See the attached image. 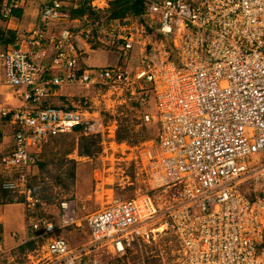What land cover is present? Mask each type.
<instances>
[{"label": "built area", "instance_id": "obj_1", "mask_svg": "<svg viewBox=\"0 0 264 264\" xmlns=\"http://www.w3.org/2000/svg\"><path fill=\"white\" fill-rule=\"evenodd\" d=\"M18 2L4 0L0 16L8 19ZM87 4L107 6L104 0ZM143 4L139 15L83 16L77 27L48 30L68 13L63 0H44L38 23L0 48V81L8 87L5 99L14 102L0 108L12 124L10 151L0 157L6 171L0 184L21 198L25 214L40 203L29 169L50 137L80 125L84 134L107 131L108 140L120 145L95 111L73 101L48 103L60 87L127 92L139 103L149 91L153 113L143 119L157 124L154 141L139 155L144 189L110 196L82 217L73 200H62L58 229L83 221L88 231L77 246L56 234L61 230L50 219L30 217L29 230L40 241L22 239L35 241L26 251L28 264H128L137 248L166 231L177 240L172 264H264V0ZM96 43L117 52L119 62L84 61ZM101 253L108 258L98 261Z\"/></svg>", "mask_w": 264, "mask_h": 264}, {"label": "rangeland", "instance_id": "obj_2", "mask_svg": "<svg viewBox=\"0 0 264 264\" xmlns=\"http://www.w3.org/2000/svg\"><path fill=\"white\" fill-rule=\"evenodd\" d=\"M80 1L78 0L77 3ZM68 7L70 6L65 5V8ZM64 26L68 24L63 22L60 27ZM2 47L3 44H0V48ZM88 53L89 61L94 65L119 62L117 52L106 51L99 43H96L93 52ZM6 89L2 87L0 91ZM85 92L80 87L64 85L57 90L56 95L49 97L47 102L69 105V102L73 101L87 108L89 112L95 111L104 123L113 128L115 141L120 145L117 146L115 142L113 144L111 140H108L110 138H107V131L103 132L102 136L99 133L85 136L79 130L61 132L43 143L36 165L29 169V182L40 203L35 210L29 211V215L25 212L23 216L20 215L21 213L11 214L16 211L9 210L8 216L14 219L12 223L14 222L16 230L8 232L2 239L0 236L2 240L0 241V264H28L26 252L17 250V246L11 245L16 239L21 240V243L23 237H27L26 234L24 235L25 231L29 233V236L38 238L37 241H40V237L29 230L30 217L37 215L50 219L55 229L61 230L56 234L66 237L72 246L86 242L88 231L83 221L78 227L58 229L59 204L62 200H73L79 217H82L86 212L105 205L110 196L131 197L144 189V175L140 170L139 155L146 144L154 141L157 133V124L154 119L148 121L143 119L145 113H153L151 94L147 91L145 101L139 103L136 100L138 95L131 96L127 92H122L120 95L109 94L110 92L97 94L89 90L86 92L87 101L84 104ZM3 97L0 93L1 107L5 102ZM11 133L12 124L0 115V157L10 151ZM81 136L87 138L82 145L80 144ZM93 141H95V151L89 156L82 155V147L86 148ZM103 141H105L106 154L102 151ZM126 147L131 148L124 149ZM122 149L124 154L121 153ZM130 152L137 156L136 159H128L131 156ZM5 177L6 171L0 165V183ZM14 197L13 193L5 192L0 184L1 213L5 212V210L2 211V205L7 203L8 198H12L13 202L20 199L17 197L15 200ZM1 226L0 223V233ZM176 248L177 240L173 233L162 232L148 246L137 248L127 261L128 264H172L177 255ZM95 258L98 261L104 260L108 258V255L101 253Z\"/></svg>", "mask_w": 264, "mask_h": 264}, {"label": "crops", "instance_id": "obj_3", "mask_svg": "<svg viewBox=\"0 0 264 264\" xmlns=\"http://www.w3.org/2000/svg\"><path fill=\"white\" fill-rule=\"evenodd\" d=\"M4 0H2L1 5L3 3ZM44 0H19L18 5L16 7L13 8L12 10V14L8 19H3L0 16V28L1 29H7L10 30L14 33L15 36V40L20 41L21 38H23L24 36H26V34L28 33L29 30H31L37 23L39 20V16H40V10H41V6ZM78 0H63V5L65 7V5H69L70 7H75L76 5H78L79 3L82 2V0L80 2L77 3ZM106 4H108L109 0H104ZM0 5V8H1ZM70 7L65 8L66 11H68V9H70ZM85 18V17H84ZM63 22H66L68 24V26L66 27H77L79 26L81 23L84 22L83 17L82 18H68V17H64L59 21H55L53 22L50 26H48V30H58L62 27L61 24ZM65 27V26H64ZM23 46V43L22 45ZM94 50H91L90 52H93ZM89 54V53H88ZM84 55L83 60L92 64L89 61V55ZM138 54L137 52H134V54L132 55V59L131 62L135 63L137 60ZM7 88L4 91H0V93L2 94V96H4V105L7 104L9 105V103H14L13 100H6L5 98H9V92H8V87L3 84L0 81V88ZM2 98V97H1ZM12 106V105H11ZM1 107V106H0ZM5 120L8 122V118H5ZM4 213L0 212V223H1V227H2V232L0 233L1 239L5 236L6 234H8V232L13 231L14 229L16 230L15 224L14 222L12 223V221H14V219L10 218L8 216V212L15 210V213H11V214H20L21 216H23L25 210H24V206L22 204V202H8V203H4L2 205V211H4ZM10 210V211H9ZM5 217V218H3ZM23 230V229H22ZM19 231V233H23V231L21 230H17ZM13 233V232H11ZM10 233V234H11ZM26 234L27 237H23V238H30L32 236H29V233H27L26 231L24 232V235ZM13 239V237H12ZM2 242V240H0ZM21 240L18 241V239L15 240V242L11 245V246H17L20 243Z\"/></svg>", "mask_w": 264, "mask_h": 264}, {"label": "trees", "instance_id": "obj_4", "mask_svg": "<svg viewBox=\"0 0 264 264\" xmlns=\"http://www.w3.org/2000/svg\"><path fill=\"white\" fill-rule=\"evenodd\" d=\"M1 2L2 0H0V5ZM143 7H144L143 0H109L107 6L104 9L101 8L92 9L87 4V0H83L75 7H70L67 13L69 18H79L84 16L86 19L90 18L89 20L96 21L100 19L107 20L108 18H120L125 16L126 14L139 15L142 12ZM14 41H15V36L12 31L0 28V44H3V47L8 43H13ZM79 129H80V125H74L72 128V130H79ZM84 135L86 136L91 134H84ZM85 136H81L80 138L81 145L84 144V142H86L87 138H85ZM94 144L95 141L89 143L86 148L82 147L81 154L85 156H89L90 154H92L95 151ZM29 185L31 186L30 182ZM4 191L7 192L6 190ZM6 202L7 203L13 202V200L12 198H8ZM16 202H21V198ZM34 247H35V241L33 239H29L25 242L18 244L17 250L26 252L28 250H32Z\"/></svg>", "mask_w": 264, "mask_h": 264}, {"label": "water", "instance_id": "obj_5", "mask_svg": "<svg viewBox=\"0 0 264 264\" xmlns=\"http://www.w3.org/2000/svg\"><path fill=\"white\" fill-rule=\"evenodd\" d=\"M18 46V44H14V47H17Z\"/></svg>", "mask_w": 264, "mask_h": 264}]
</instances>
